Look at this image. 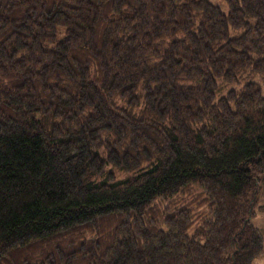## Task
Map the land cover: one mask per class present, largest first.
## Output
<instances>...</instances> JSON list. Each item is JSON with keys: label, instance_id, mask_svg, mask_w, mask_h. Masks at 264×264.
Masks as SVG:
<instances>
[{"label": "trees", "instance_id": "obj_1", "mask_svg": "<svg viewBox=\"0 0 264 264\" xmlns=\"http://www.w3.org/2000/svg\"><path fill=\"white\" fill-rule=\"evenodd\" d=\"M222 1L0 0V264L261 255L264 0Z\"/></svg>", "mask_w": 264, "mask_h": 264}, {"label": "rangeland", "instance_id": "obj_2", "mask_svg": "<svg viewBox=\"0 0 264 264\" xmlns=\"http://www.w3.org/2000/svg\"><path fill=\"white\" fill-rule=\"evenodd\" d=\"M212 1L218 3L223 8V10L227 11L228 7L223 3L222 0H212ZM59 37H61V34L59 35ZM118 174L119 177H126L125 173L119 172ZM258 194H259L258 195L259 199L255 207V213L252 218V222L261 231V233L264 236V188L261 187ZM253 264H264V251L254 260Z\"/></svg>", "mask_w": 264, "mask_h": 264}, {"label": "bare ground", "instance_id": "obj_3", "mask_svg": "<svg viewBox=\"0 0 264 264\" xmlns=\"http://www.w3.org/2000/svg\"><path fill=\"white\" fill-rule=\"evenodd\" d=\"M183 261V260H182Z\"/></svg>", "mask_w": 264, "mask_h": 264}]
</instances>
